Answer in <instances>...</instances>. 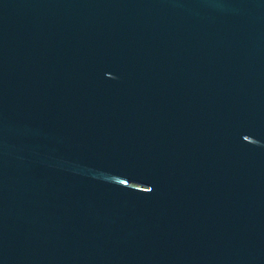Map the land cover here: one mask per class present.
Instances as JSON below:
<instances>
[{
  "label": "water",
  "instance_id": "obj_1",
  "mask_svg": "<svg viewBox=\"0 0 264 264\" xmlns=\"http://www.w3.org/2000/svg\"><path fill=\"white\" fill-rule=\"evenodd\" d=\"M0 264H264V0H0Z\"/></svg>",
  "mask_w": 264,
  "mask_h": 264
}]
</instances>
